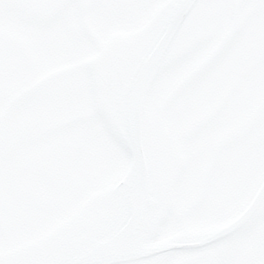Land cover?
Returning <instances> with one entry per match:
<instances>
[{"label": "snow or ice", "instance_id": "obj_1", "mask_svg": "<svg viewBox=\"0 0 264 264\" xmlns=\"http://www.w3.org/2000/svg\"><path fill=\"white\" fill-rule=\"evenodd\" d=\"M0 264H264V0H0Z\"/></svg>", "mask_w": 264, "mask_h": 264}]
</instances>
